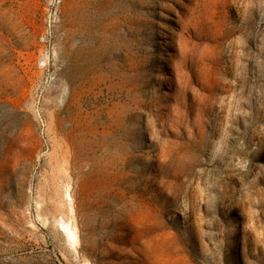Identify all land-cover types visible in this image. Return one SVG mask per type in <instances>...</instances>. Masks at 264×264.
Here are the masks:
<instances>
[{"label": "rangeland", "instance_id": "1", "mask_svg": "<svg viewBox=\"0 0 264 264\" xmlns=\"http://www.w3.org/2000/svg\"><path fill=\"white\" fill-rule=\"evenodd\" d=\"M87 263L264 264V0H0V264Z\"/></svg>", "mask_w": 264, "mask_h": 264}, {"label": "bare ground", "instance_id": "2", "mask_svg": "<svg viewBox=\"0 0 264 264\" xmlns=\"http://www.w3.org/2000/svg\"><path fill=\"white\" fill-rule=\"evenodd\" d=\"M85 186V185H84ZM68 197L70 198V195H68ZM135 210V209H134ZM146 210V209H145ZM130 211H132L131 209H130ZM141 212V211H140ZM144 214V213H143ZM147 215V214H146ZM144 218V217H143ZM62 228H63V230H64V232L66 233V235H67V237L76 245L77 244V241H78V239H77V231L75 230V229H73V228H71V226L68 224V225H65V224H63L62 225ZM153 245V244H152ZM155 245H157L156 243H155ZM154 245V246H155ZM88 264V263H87Z\"/></svg>", "mask_w": 264, "mask_h": 264}]
</instances>
